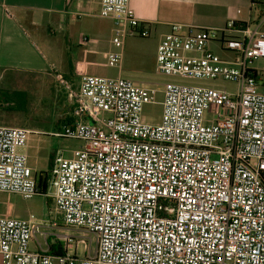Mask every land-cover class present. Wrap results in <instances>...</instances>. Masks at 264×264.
<instances>
[{
  "label": "built area",
  "instance_id": "1",
  "mask_svg": "<svg viewBox=\"0 0 264 264\" xmlns=\"http://www.w3.org/2000/svg\"><path fill=\"white\" fill-rule=\"evenodd\" d=\"M114 22L108 65L121 69L128 37L150 29L130 0H100ZM212 44L226 52L221 57ZM264 0L247 21L223 27L172 24L157 48V72L182 80L165 85L160 124L144 106L159 90L122 76L85 75L72 93L73 122L52 134L84 142L72 158L57 155L47 193L49 222L0 217L1 264H264ZM223 80L235 92L185 81ZM34 133L0 126V193L41 194L29 164ZM48 190V192H49ZM95 236L78 254L31 251L37 236L58 227ZM84 243V242H83Z\"/></svg>",
  "mask_w": 264,
  "mask_h": 264
},
{
  "label": "crops",
  "instance_id": "2",
  "mask_svg": "<svg viewBox=\"0 0 264 264\" xmlns=\"http://www.w3.org/2000/svg\"><path fill=\"white\" fill-rule=\"evenodd\" d=\"M255 1L261 0H130V7L135 16L148 25L150 33L156 34L160 41L170 31L172 24L220 28L231 19L247 21L251 5ZM99 12L100 0H0V92H16L18 96L26 97L30 90L44 88L53 97L59 77L78 89L83 76L94 75L96 72L98 57L108 56L115 47L112 40L107 44L96 39H93L94 42L90 41L88 34H94L93 28L99 30L94 23L86 22L84 27L87 30L84 31L82 24L76 22L81 17H100ZM104 19L109 21L113 33V19ZM121 69L118 76H121ZM55 97L57 101L60 99L59 91ZM64 99L63 95L62 102L55 104L56 108L60 107L55 126L62 124V128L67 124L66 121L73 120L71 100ZM10 107L9 103H0V110H10ZM6 119L7 116H0V126L14 127L6 125ZM16 128L30 130L34 135L56 133L38 128L28 129L25 126ZM30 148L29 143V164L38 176L44 170H39L38 173L35 169L36 156L30 155ZM55 156L49 155L48 167ZM72 157L73 155L66 158ZM10 208L13 214L21 215L20 219H27L30 215L43 223L55 219L49 217L48 206L45 218L37 217L27 206L13 205ZM56 220V229L45 224L43 232L49 236L46 239L39 236V242H33L34 251L47 252L50 239L61 241L55 235L72 236L69 234L70 229L64 227L60 218ZM72 237L78 254H85L86 248L90 254L96 252L97 241L94 235L76 230Z\"/></svg>",
  "mask_w": 264,
  "mask_h": 264
},
{
  "label": "rangeland",
  "instance_id": "3",
  "mask_svg": "<svg viewBox=\"0 0 264 264\" xmlns=\"http://www.w3.org/2000/svg\"><path fill=\"white\" fill-rule=\"evenodd\" d=\"M92 22L98 29H94V34H88L90 41H97L108 43L112 40L114 35L111 32L110 23L104 18H77L76 22L82 24L84 31L87 29L84 27L86 22ZM98 32V34H96ZM150 33V32H149ZM94 39V40H93ZM93 40V41H92ZM159 37L151 32L148 37H141L135 35L134 37H128L125 41L123 65L121 76L132 80L138 86L146 88L158 89L157 101L155 104H147L144 106L143 117L149 124H160L162 118L163 107L160 102L163 101L165 85L174 81L182 82V80L171 79L161 76L157 72V48L159 44ZM113 51H119L120 47H113ZM211 49L221 57H226V52L222 51L218 44H212ZM98 67L94 75L103 77H117L120 75L118 68H112L108 65L107 56L101 55L97 59ZM257 67H263L264 61H259L255 64ZM183 83H192L197 85H204L209 87H218L221 89H227L229 92H235L236 86L232 83L225 82L223 80L217 81H185ZM58 86L54 87V96H51L50 92H46L44 88L36 90H30L25 97L18 96L16 92H10L5 94L0 92V103L10 104V110H0V116H7L6 125L9 126H25L28 129L38 128L44 131L53 133L62 130V124H56L57 115L60 111V107L56 108L55 104L64 100H71V106H74V99L72 93L76 91V86H73L70 82L64 81L62 78H58ZM60 92V99L57 101L55 95ZM69 100V101H70ZM30 143V155L36 156L34 159L37 161L35 167L36 170H46L49 164V155H62L63 157H70L76 150L83 148L84 142L75 139L58 138L50 134L34 135ZM55 156V157H56ZM35 173V172H34ZM36 174V173H35ZM49 194L52 193V189L49 190ZM49 196L38 194L30 200H25L19 195L0 193V217L5 218H21V215H15L12 213L10 206L21 205L27 206L33 211V213L39 218H45L47 214V198ZM52 208V205L51 207ZM76 230L70 229L69 234L75 235ZM62 233V232H61ZM66 233V232H65ZM63 233V234H65ZM40 237L37 236V242ZM31 251H34V243L30 245ZM1 264V258H0Z\"/></svg>",
  "mask_w": 264,
  "mask_h": 264
},
{
  "label": "trees",
  "instance_id": "4",
  "mask_svg": "<svg viewBox=\"0 0 264 264\" xmlns=\"http://www.w3.org/2000/svg\"><path fill=\"white\" fill-rule=\"evenodd\" d=\"M66 119V118H65ZM73 120H68L65 123L71 124ZM53 162L50 163L48 169L46 171H43L38 174L37 179H38V185L39 188L41 189V193L43 195H46L49 190V183L51 179V169H52ZM52 205V200L50 198H47V206L50 208ZM49 240V239H48ZM49 249L47 251V254L50 256H62L66 253V250L64 248V244L60 240H54L52 241L51 239L48 241Z\"/></svg>",
  "mask_w": 264,
  "mask_h": 264
}]
</instances>
